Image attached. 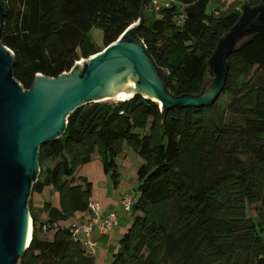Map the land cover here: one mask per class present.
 I'll use <instances>...</instances> for the list:
<instances>
[{"label": "trees", "instance_id": "1", "mask_svg": "<svg viewBox=\"0 0 264 264\" xmlns=\"http://www.w3.org/2000/svg\"><path fill=\"white\" fill-rule=\"evenodd\" d=\"M178 1L182 8L164 6L152 16L148 0H5L0 38L16 57L15 78L31 88L36 74L56 77L115 41L145 3L135 33L169 71V90L196 94L213 76L207 62L220 37L241 12L215 13L211 0ZM93 29L102 31L103 47ZM228 63L212 106H177L162 117L158 102L135 95L71 112L63 136L42 146L33 185V194L56 192L58 203L44 200L42 221L31 198L33 235L19 264H96L70 230L79 213L90 216L93 182L78 168L98 156L117 185L126 147L143 162L137 193H125L131 221L109 264H264V34ZM48 159L54 167H45Z\"/></svg>", "mask_w": 264, "mask_h": 264}, {"label": "water", "instance_id": "2", "mask_svg": "<svg viewBox=\"0 0 264 264\" xmlns=\"http://www.w3.org/2000/svg\"><path fill=\"white\" fill-rule=\"evenodd\" d=\"M140 18L101 51L74 64L69 72L38 73L31 88L14 76L16 57L0 38V264H19L30 245L33 220L29 202L41 173L40 151L66 132L75 109L117 96L142 95L158 102L164 116L173 107L212 106L225 89L231 54L264 34V2L241 5L236 23L220 37L199 93L174 94L169 71L159 67L135 33ZM6 14L0 0V34ZM31 225V232H30Z\"/></svg>", "mask_w": 264, "mask_h": 264}, {"label": "crops", "instance_id": "3", "mask_svg": "<svg viewBox=\"0 0 264 264\" xmlns=\"http://www.w3.org/2000/svg\"><path fill=\"white\" fill-rule=\"evenodd\" d=\"M249 2L255 4L254 0ZM227 3L229 5L224 11L233 10L235 12H240L241 5L243 4L241 0H227ZM52 161H54V163L49 164V167H54L56 164V160L52 159L51 162ZM117 161L121 172L120 182L117 185H113L109 177L105 174L102 163L98 156H94L91 162L86 163L78 168V173L84 174L93 182L91 200L98 201L105 210L115 211L119 219L118 225H116L112 231L105 234H100L97 231L95 232L94 236L98 241L97 253L95 255L96 264L110 263V258H112L113 252L118 246L121 235L130 224V213H127L123 210L120 203V198H122L126 192L133 193L134 190L135 194L137 193V168L142 163V159L131 148L126 147L125 151L118 155ZM94 174L96 176L98 175L99 177V180L96 183L93 181ZM52 193L55 195V197L57 196L56 200L52 199L53 196L44 199L50 200L53 202V204L57 205L58 195L56 192ZM34 196H37L36 193L32 195L33 210L35 214L38 215L42 221H44L47 219V215L46 213L42 212L40 198L37 196V202H34ZM88 219V212L86 211L84 213H79L77 215L76 221L84 222ZM52 234V232L49 233V236H52Z\"/></svg>", "mask_w": 264, "mask_h": 264}, {"label": "built area", "instance_id": "4", "mask_svg": "<svg viewBox=\"0 0 264 264\" xmlns=\"http://www.w3.org/2000/svg\"><path fill=\"white\" fill-rule=\"evenodd\" d=\"M181 4L178 0H148V10L154 15L158 14L164 6ZM227 0H215L213 2V11L220 13L228 7ZM121 204L125 212H129L132 208L131 194H125L121 199ZM89 219L84 222H73L71 225V234L73 238H82L83 243L89 253L96 255L98 241L95 239V232L105 234L112 231L118 225V216L115 211H104L98 201L91 200L89 202Z\"/></svg>", "mask_w": 264, "mask_h": 264}, {"label": "rangeland", "instance_id": "5", "mask_svg": "<svg viewBox=\"0 0 264 264\" xmlns=\"http://www.w3.org/2000/svg\"><path fill=\"white\" fill-rule=\"evenodd\" d=\"M215 0H211V3H210V5H209V10H212L213 9V2H214ZM229 1V0H228ZM245 1H247V2H249V0H245ZM150 12V11H149ZM223 12V11H222ZM240 12H241V10H240ZM151 13V12H150ZM150 13H149V15H150ZM151 15L153 16L154 14L153 13H151ZM92 36H93V39L95 40V42H96V44L98 45V46H100V47H103L104 46V44H103V33H102V31L101 30H99V29H93L92 30ZM82 60V59H81ZM80 61V60H79ZM67 72H69V71H67ZM117 101V99H111V100H109V101ZM133 150V149H132ZM51 160L52 159H48L46 162H45V167L46 166H48L49 164H53L54 163V161H52L51 162ZM141 162H143V159H142V161ZM93 164V163H92ZM101 164V163H100ZM84 175V174H83ZM94 178H93V181L96 183L98 180H99V177H98V175L96 176L95 174H94V176H93ZM91 182H92V180H90ZM36 195L40 198V200H41V202H40V205L42 204L43 205V202H44V198H50V197H52L53 196V198L52 199H57V196L55 197V195L52 193V192H50L49 191V189H46L45 191H43L42 193H36ZM133 195L135 196V192H134V190H133ZM37 196H34V202H37ZM102 209H103V207H102ZM104 211H108V210H105V209H103ZM40 213H42V212H40ZM111 259V258H110ZM108 263H109V261H108Z\"/></svg>", "mask_w": 264, "mask_h": 264}, {"label": "bare ground", "instance_id": "6", "mask_svg": "<svg viewBox=\"0 0 264 264\" xmlns=\"http://www.w3.org/2000/svg\"><path fill=\"white\" fill-rule=\"evenodd\" d=\"M131 95H129V96H117L115 99H117V100H126V99H129L131 97ZM30 232H31V225H30Z\"/></svg>", "mask_w": 264, "mask_h": 264}]
</instances>
